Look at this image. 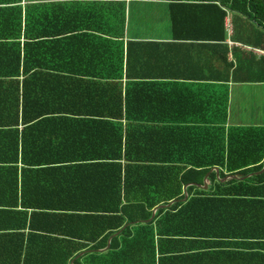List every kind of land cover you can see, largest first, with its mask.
I'll return each instance as SVG.
<instances>
[{
    "label": "trees",
    "instance_id": "obj_1",
    "mask_svg": "<svg viewBox=\"0 0 264 264\" xmlns=\"http://www.w3.org/2000/svg\"><path fill=\"white\" fill-rule=\"evenodd\" d=\"M20 1L0 0V264H264V170L220 181L261 168L264 126L225 125L215 86L264 82V0L168 1L174 39L206 32L197 68L192 40L123 44L120 2Z\"/></svg>",
    "mask_w": 264,
    "mask_h": 264
},
{
    "label": "crops",
    "instance_id": "obj_2",
    "mask_svg": "<svg viewBox=\"0 0 264 264\" xmlns=\"http://www.w3.org/2000/svg\"><path fill=\"white\" fill-rule=\"evenodd\" d=\"M168 1L169 0H21L20 3L24 5V4H33L38 2H57V3H65V4L68 3L86 4L90 2H104V3L120 2L124 5L123 36L121 37V41L123 44L128 40H133V41L153 40L159 42L171 41L177 44L179 42H182L181 40H192V41H185L187 44H191V47L189 48V52H188L191 57L188 56L186 52H182V54H178L176 52L174 56L176 60H178V62H182L183 60L184 61L188 60V57H190L191 61L193 62L190 64L192 65L193 68H197L199 67V65L203 67L202 63L204 61V53H203L202 44H208V43H202L201 40H204V38H206L203 37V35L206 32H204V30H198V31L191 30L189 34L190 35L196 34V37L189 36L186 37L187 39H174L171 36L173 31L169 21ZM131 21L135 22V25L132 23L130 26ZM223 23L226 34H229L230 23H229V18L227 16L224 17ZM176 33L180 35L186 32H184V29L182 30L177 29ZM227 43L231 44V41L228 40ZM254 51L257 53H261L260 50L254 49ZM195 62L197 64H195ZM202 71L203 70H201V73ZM193 82H196V85L202 87H204L205 84V82L201 81V79L198 80L196 79V81ZM243 84H245V86L263 85L261 82H228L226 86L222 85L221 83H216L215 86H217L218 88H222L223 90H226L227 107H228V101L231 97L229 94L230 92L233 93L235 87H238L236 90L237 92H235L236 96L243 97L245 95L247 96L249 95L248 93L243 94L244 86H241ZM229 109H232L231 101H229ZM234 110L235 109L233 108V111ZM230 115H231V111L229 110L227 111V117H229ZM225 125H239V124L238 123L228 124L226 122ZM256 125L264 126V124H256Z\"/></svg>",
    "mask_w": 264,
    "mask_h": 264
},
{
    "label": "rangeland",
    "instance_id": "obj_3",
    "mask_svg": "<svg viewBox=\"0 0 264 264\" xmlns=\"http://www.w3.org/2000/svg\"><path fill=\"white\" fill-rule=\"evenodd\" d=\"M135 25V22H130ZM263 85L255 86V85H241L244 86L243 97H238L235 95L237 92V88H234L233 93L230 92L231 108L229 109V101L228 107H226L227 111H231V115L227 117L228 124L238 123L239 125H256V124H264V82H261ZM233 108L235 109L233 111Z\"/></svg>",
    "mask_w": 264,
    "mask_h": 264
},
{
    "label": "water",
    "instance_id": "obj_4",
    "mask_svg": "<svg viewBox=\"0 0 264 264\" xmlns=\"http://www.w3.org/2000/svg\"><path fill=\"white\" fill-rule=\"evenodd\" d=\"M212 170L214 171L215 176H217V173H218L217 168H216V167L210 168V169L204 174V176H203V178H202V184H201V185L196 184L198 187H201L202 189H205V188L207 187V184H206V177H207L208 173H209L210 171H212ZM263 170H264V159H263V161H262V166H261V168H260L258 171H255V172H252V173H248V174H246V175H244V176H241V177H236V176H233V175H226V176L222 177V178L220 179V181H224V180H225L226 178H228V177H233V178H236V179L244 178V177L250 176L251 174H259V173H261ZM187 185H188V183L185 184V185L183 186V197L181 198L182 201H184V200L187 198V194H186V191H185V187H186ZM172 202H173V200L169 201V202L166 203V204H159V205L155 206L154 208H152V210H151V215H150V217H149L147 220H149V219L153 216V213H154V211H155L156 208H164V207H168ZM122 227H123V226H122ZM118 232H119V230H117L116 232H114L113 234H111V235L107 238V242H106L105 247L102 248V249H98V251L105 250V249L109 246V239H110L113 235H116ZM82 253H83V251H82V252H79L76 256H78V255H80V254H82Z\"/></svg>",
    "mask_w": 264,
    "mask_h": 264
}]
</instances>
